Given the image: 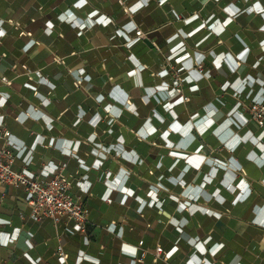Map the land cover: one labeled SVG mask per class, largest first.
Segmentation results:
<instances>
[{
	"label": "crops",
	"instance_id": "1",
	"mask_svg": "<svg viewBox=\"0 0 264 264\" xmlns=\"http://www.w3.org/2000/svg\"><path fill=\"white\" fill-rule=\"evenodd\" d=\"M193 1L0 0V72L14 78L11 86L0 88V123L10 131L14 168L30 178L47 179L65 162L72 178L70 192L84 202L88 212L86 231L75 222H35L23 189L1 186L0 264H229L236 259L230 245L242 248L238 256L252 261L264 256V128L250 122L242 106L243 102L264 100V0H217L224 14L211 13L205 7L203 19L208 24L217 22L216 31L197 28L202 19L184 28V20H172L178 11L194 13ZM208 1L201 4L208 6ZM243 6L253 8V14L243 17ZM21 30L30 35H21ZM182 33L185 41H181ZM145 38L166 44L163 50L180 70L183 95L191 98L190 104L185 105L176 92L159 54ZM120 39L121 44L113 46ZM54 55L73 63L74 68L80 65L84 85L97 92L96 99L113 94L112 89H99L107 82L106 69L116 70L117 76L131 71L130 64L120 65L122 57L130 56L133 63L147 66L141 71V80L153 93L128 84L127 89L116 87L118 96L128 98L133 90L142 88L143 97L137 98H170L165 100L172 109L170 118L157 114L155 126L145 131L138 114L120 113L122 122L110 119L108 127L94 109L96 99L78 98L75 93L74 98H66L73 85L61 76L62 64L50 61ZM14 64L17 67L12 71ZM21 64L33 71L31 80L20 75L24 72ZM52 70L51 82L44 81L42 77L48 78ZM237 98L241 101L236 102ZM133 123L139 136L150 135L163 142L155 144L153 156L140 138H130L126 126ZM166 143L173 144L167 149L173 160L159 153ZM209 145L229 146L235 154L232 166L244 169L247 178L219 166L222 159L216 156L211 158L216 162L211 172L216 175H204L210 165L205 157ZM147 161H152L155 170L163 163L174 171L179 166L183 184H199L189 188L190 203L200 207L196 216L166 228L161 220V199L171 207L177 204L169 199L172 195L161 196L144 182ZM219 182L224 184L222 188L212 186ZM176 190L174 194H178ZM209 191L215 193L212 197L223 191L218 198L231 205L230 215L208 207L196 193ZM174 214V218L179 215L177 208ZM255 216L263 224L254 225ZM179 230L189 239L171 233ZM201 231L208 236L199 237ZM57 245H62L66 258L56 254ZM155 245L167 250L166 261L148 251L137 262L140 252ZM238 261L243 264L240 258Z\"/></svg>",
	"mask_w": 264,
	"mask_h": 264
},
{
	"label": "rangeland",
	"instance_id": "2",
	"mask_svg": "<svg viewBox=\"0 0 264 264\" xmlns=\"http://www.w3.org/2000/svg\"><path fill=\"white\" fill-rule=\"evenodd\" d=\"M179 1H183V0H179ZM204 1V0H203ZM203 1H199V0H195L193 1L191 4H193V9L192 11L194 13H190V11L187 12H175L172 20L173 21H178V20H184L183 22H185L183 24V28L185 26H192V24H194V22L191 21H196L197 19H202L204 20L203 23H201L197 28H201V27H205V29H211L216 31L217 29V22L214 23H206L204 18V14L202 12V9H206L205 7H208V9L211 11V13L217 14L219 12L222 11V14H224L223 8L222 10H220L217 5L219 4L217 2V0H209L208 1V6L203 5ZM244 1H248V0H244ZM203 3V4H201ZM206 3V1H205ZM221 6V5H220ZM253 8H249V7H242L241 8V15L244 16H250L253 14L252 11ZM244 25V24H243ZM179 27V26H177ZM196 28V29H197ZM138 34V33H137ZM184 34V33H182ZM139 35L143 36L142 31H139ZM184 35H182L183 38ZM174 38H176V36H174ZM173 38V39H174ZM172 39V40H173ZM151 48H153L158 54L159 57L161 59L162 65H163V69H165L166 73L168 74V77L170 80H174V78H176L177 76H179V74H181L180 70L177 69V67L175 66V61L165 53V50H163V48H166V44L164 42H162V44L159 43H153L150 40H148L147 38L144 39ZM94 41V40H93ZM102 41V40H101ZM181 41H185V39L183 38V40ZM122 40H118L115 41L113 43V46H115L116 48L119 46V44H121ZM103 44H105L106 42L102 41ZM95 44V43H94ZM96 44H100L99 42ZM169 45V44H168ZM124 46V45H123ZM115 56L120 57L119 53H115ZM55 59H54V58ZM50 57V61L53 63H60L62 64L64 71H62L61 76L63 78H69L72 82L73 88L72 90H70V93L67 94L66 98H74L73 97V93L76 94V96L78 98H94L95 94L97 93L91 86H85V80L83 77V74L80 73L78 71L79 66L78 67H73V63L72 64H67L65 61V58H59L58 55H54V56ZM58 59V60H57ZM122 63L120 64L122 65H131V71L127 72V73H122L120 75L117 76V73L115 72L116 70H113L112 72H110V70L106 69V76H107V82L106 83H102V87H100L99 89L101 90H106L108 92H111V89L113 90V94L109 95V98H94L97 100L96 103H94V109H96L98 111L99 114H101L102 116V120H104L105 122H108V127L111 125V121L110 119H112L114 121V123L118 122H122L121 119L119 118L120 113L122 114H134L135 115H139L141 120H143V126H145L146 130L151 128L153 125L155 126V122H156V115L157 114H162L164 117L166 118H170L168 113L171 112V108L170 105L167 104V102H165V100H169L170 98H142L143 94H144V90L142 88L139 89H135L130 93V97L128 98H120L118 96V90L116 89V87L118 85H123L124 89H127V85H138L141 87H145V90H147V92L150 94L153 93V91H151L149 89V87H147L145 84H143V80H141V71L142 69L146 66V65H137V63H133V59H131L130 56H126V57H122ZM67 64V65H66ZM147 67V66H146ZM55 73L53 70L49 72L48 78L47 80H49V82H51V74ZM92 74L95 75V72L92 71ZM151 75H155V72H151ZM53 76V75H52ZM56 77V74L53 76V78ZM62 77L60 79H62ZM180 78L183 79V76H180ZM183 82V81H182ZM178 84H180V82H174V86L177 87ZM181 88L183 89L182 91L184 92V84H181ZM150 90V91H149ZM38 93L35 95L37 96ZM138 96H142L141 98H137ZM124 99V103H121V100ZM185 100V99H184ZM191 98L188 97L187 101L185 102V105L190 104ZM236 100V99H235ZM240 102L241 98H237L236 102ZM82 105V104H81ZM188 108V107H187ZM189 114H190V110ZM172 119V118H171ZM157 123V122H156ZM126 126V124H124ZM134 123L127 125L126 128L129 129V136L131 138V136H135V138H140L141 142H144V144H146V148L148 151V154L150 155H154L155 150H154V146L155 144H163V142H159V141H155L153 140L152 136L150 135H141L139 136L138 132L135 130L134 127ZM122 127V126H121ZM170 129V127L168 128ZM122 130V129H120ZM126 130V129H124ZM125 132V131H124ZM106 134V133H105ZM134 134V135H133ZM168 139L170 141H173L172 143L175 142L174 138L172 136H168ZM173 144L170 143H166V148H161L162 151H160L159 153H161L162 155L168 156L171 160H173L174 156L172 152L168 153L167 149H169V147H171ZM220 147V149H219ZM148 148H150L148 150ZM103 150V149H102ZM165 150V151H163ZM235 155L233 153V150L227 146V145H215V146H207V150H206V158H209V166L205 167V169L203 170L204 175L205 174H209V175H216L213 174L211 172L212 170V166H214L213 164L214 161H211L212 157H220L222 159V163H220L222 168H227V170H230V172L232 174H238L241 176H244L247 178V172L242 169V168H235L234 166H232L231 164V156ZM149 161H147L148 163ZM218 164V163H217ZM152 161L150 163H148L146 165L147 167V171L145 174H143L142 178L144 180V182L147 184V186H149V189L151 190H157L161 193V196H164V194L166 195H172V197H169V199H174L176 201V206L175 207H171L169 205V203L164 199H161V202L163 203L162 205H160V213H161V220L163 223L167 224L166 228H169V224H175V223H185L186 221H188V219L192 216H196L197 211L200 209L199 205H196L195 202H193V204L190 203L189 198L191 197L189 195V192L192 193V191L190 189H194V188H198L199 184H194L193 186L191 185H187V184H183V175H182V168L177 166L176 170L174 171L170 166H167L166 164H162V167H160L159 169H156L151 166ZM147 174V175H146ZM161 175V177H160ZM221 178V177H220ZM219 179V176L218 178ZM169 180H172V183L169 182ZM249 185L252 184L251 186H254V184L250 181H248ZM175 185L176 188L173 186ZM224 184H222L221 182L219 183H213L212 186H215L216 188H222ZM140 187V186H139ZM178 188V190H176ZM190 188V189H189ZM178 194H174L173 191H175ZM199 195H202L203 197V201H205V205H207L208 207H215L219 210H222L224 215H230L231 213V205L228 203H223V199L220 200L218 198V196L220 194H223V191H220L218 194L215 195V197H212V194L215 193H211L210 191L207 192V194H205L204 192L201 194V192H196ZM188 199V200H187ZM198 202H200L201 200L195 199ZM181 202H183V204L181 205ZM168 204V205H167ZM180 205V206H179ZM260 205V204H259ZM224 206V207H221ZM171 207V208H170ZM167 208H170L169 210ZM177 208L178 210V216H176V218H174L175 214L174 211ZM260 210V209H259ZM262 210V208H261ZM221 216V218L224 220L226 219L225 217ZM178 217V220H177ZM259 216H255V218H252V223L254 225L257 224H263L260 220H258ZM264 217V216H263ZM221 219V220H222ZM146 227L149 228V225L146 223ZM172 234H178L179 237H183L185 239H189V236H187L186 234L183 235V233H181V231H177V233H175L174 231L171 232ZM162 234L165 235L166 237H168V234L163 230ZM191 234V233H190ZM203 235H205L204 237H202ZM199 237L202 238H206V236H208L207 231H201L199 232ZM194 238L193 235H190V239ZM261 249L264 250V237L261 239ZM230 247L236 252V259L235 262L234 260L231 261L229 264H238L237 262L238 259L240 258V260L242 261L243 264H264V256L257 259V261H252L250 260L247 256L241 255L238 256V254H240V249L242 251V248H240L237 245H230ZM197 250V249H196ZM148 251H152V255H155L156 258L161 259L163 261H166L168 259V252L165 248H162V246L160 245H155L153 248L151 249H146L144 254H147L146 252ZM149 253V252H148ZM141 254L142 252H140V254L137 257V262L138 260H140L142 262V258H141ZM238 258V259H237ZM153 259V256H152ZM202 263L204 262V259L201 260ZM223 261V260H222Z\"/></svg>",
	"mask_w": 264,
	"mask_h": 264
},
{
	"label": "built area",
	"instance_id": "3",
	"mask_svg": "<svg viewBox=\"0 0 264 264\" xmlns=\"http://www.w3.org/2000/svg\"><path fill=\"white\" fill-rule=\"evenodd\" d=\"M20 34L30 35L29 32L23 30L20 31ZM20 66L24 70L20 75H26L31 80L33 78V71H29L25 64H21ZM16 67V64L12 65L11 70L14 71ZM196 70L199 73L203 71L201 67H197ZM36 73L38 72L36 71ZM17 76L19 75H15L14 77ZM180 76L181 74L172 81L173 83L180 82L175 87V90L181 95L183 101H187L188 97L183 95V89L181 88L183 79ZM13 79L0 72V88L3 86H11ZM42 79L47 81L46 77H42ZM37 93L35 90L33 95ZM242 106L248 113L249 121L254 125L264 128V100L248 103L243 102ZM9 138L10 131L4 123H0V187L3 185H12L23 189L27 195V205L30 210L29 215L33 221L41 222L48 219L54 224L75 222L80 230L86 231L88 212L84 202L78 197H74L70 192L72 178L66 172V163L63 162L58 165L50 178H30L23 170L14 168L15 150ZM56 254L61 258L67 257L62 245L56 246ZM143 256L144 253L142 252L141 258Z\"/></svg>",
	"mask_w": 264,
	"mask_h": 264
},
{
	"label": "clouds",
	"instance_id": "4",
	"mask_svg": "<svg viewBox=\"0 0 264 264\" xmlns=\"http://www.w3.org/2000/svg\"><path fill=\"white\" fill-rule=\"evenodd\" d=\"M0 35H3V32L2 31H0Z\"/></svg>",
	"mask_w": 264,
	"mask_h": 264
},
{
	"label": "snow or ice",
	"instance_id": "5",
	"mask_svg": "<svg viewBox=\"0 0 264 264\" xmlns=\"http://www.w3.org/2000/svg\"><path fill=\"white\" fill-rule=\"evenodd\" d=\"M81 3H83V0H81Z\"/></svg>",
	"mask_w": 264,
	"mask_h": 264
}]
</instances>
